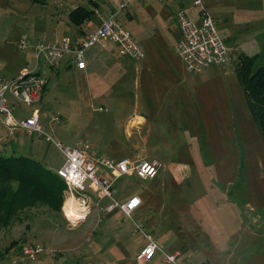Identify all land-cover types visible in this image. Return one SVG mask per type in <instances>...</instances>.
<instances>
[{
  "label": "rangeland",
  "instance_id": "obj_1",
  "mask_svg": "<svg viewBox=\"0 0 264 264\" xmlns=\"http://www.w3.org/2000/svg\"><path fill=\"white\" fill-rule=\"evenodd\" d=\"M40 1L0 0V77H16L21 68L35 74L43 69L47 76L46 90L38 103L25 106L6 95L11 112L24 119L37 109L42 132L54 141L70 147L86 143L90 146L91 155L113 160H132L138 155L148 157L151 146L170 147L173 143L185 158L188 157L187 164L179 171V177L185 180L176 186L183 195L180 200L175 193L171 205L166 207L161 202L163 196L157 191L153 193L155 201L161 202L153 206L154 214L170 213L171 216L160 220L161 217L148 213L149 220H156L153 223L157 231L151 237L165 247V252L169 248L180 249L181 259L186 264H264V141L249 114L234 71L239 53L256 56L254 68L264 65V0H204L206 11L213 17L217 32L229 49V61L209 67L200 74L185 73L184 78L198 87V97L194 101H184L178 118L146 119L142 128L143 134L149 133L145 144L142 141L136 143V138L125 133V119L112 118L109 109L102 105L98 111L100 105L78 95L75 76L64 69L68 56L56 69L44 67L41 61L34 66L31 43L53 38L55 34L52 35L51 29L55 24L59 26L58 33L62 34L67 13L76 6H88L87 0H60L59 8L53 5L52 0ZM95 1L104 11L110 7L112 13L118 10L121 2ZM145 1L154 5L155 12H150L156 16H150V12L141 8L140 4ZM155 3L152 0L130 2L125 10L117 13L116 20L140 44L150 63L170 62L169 53L179 63L173 54L178 36L174 20L178 0ZM162 5L166 7L164 10L160 8ZM183 7L191 17L188 0ZM58 16L61 19L56 23ZM22 36L30 45L25 50H18L16 44ZM161 41L167 46L166 54H158L156 49L163 48ZM100 45L104 44L99 43L95 47ZM105 47L115 50L112 44ZM116 56L113 58L119 67L116 68V77L112 78L122 80L121 89L126 91L124 97L127 100L121 107L126 111L122 115L126 116L135 98L141 97L142 93L144 102L160 97V93L147 96L153 90L148 91L141 85L148 75L139 67L140 61L127 58L120 61L121 56ZM112 78L110 75L106 77ZM84 108H89L92 114L87 115ZM51 117H56L54 124L49 121ZM1 119L0 154L17 156V152H11L14 148L3 146L2 140L12 136L7 133ZM33 134L28 138L18 137L17 146L24 139L30 148L20 155L55 171L62 164L61 154L42 135L35 134L41 136L36 139ZM156 160L161 165L168 164L167 160ZM161 171L165 189L176 185L166 170ZM146 183L135 176H123L113 184L114 197L120 201L137 193L140 185ZM66 200L64 187L60 213L38 206L21 213L18 220L8 227H1L0 264H135L134 256L143 241L132 224L137 222L134 214L131 220L118 216L112 230L110 223L99 221L104 217L97 216L93 210L83 222L70 221L73 223L70 225L63 215ZM192 224L196 229L190 231L188 228ZM179 226L182 228L178 229ZM140 229L144 233L142 227ZM31 246L41 249L35 259L21 252L24 247ZM144 264L162 263L155 257Z\"/></svg>",
  "mask_w": 264,
  "mask_h": 264
},
{
  "label": "built area",
  "instance_id": "obj_2",
  "mask_svg": "<svg viewBox=\"0 0 264 264\" xmlns=\"http://www.w3.org/2000/svg\"><path fill=\"white\" fill-rule=\"evenodd\" d=\"M53 5L60 7V0H52ZM141 0H121L115 13L102 15L99 11H93V19L98 25L91 29L90 21L83 22V34L70 41L66 37L48 42L37 40L33 45L34 66L38 61L43 62L48 68H56L60 61L68 56V64L74 69H85L84 53L99 42H107L115 46L117 54L131 61L138 62L143 58V51L139 43L133 39L116 20V15L127 8L130 2ZM156 3H173L175 0H152ZM190 4L189 14L181 5L174 15L180 38L174 46V53L182 63L186 72L192 75L200 74L203 70L218 66L229 61V49L220 38L213 17L206 11L204 0H188ZM29 46L26 38L22 36L16 47L25 50ZM47 76L44 71L37 75L23 70L16 77L5 79L0 77V117L7 133L13 138L17 132L26 135L33 133L42 135L61 154L62 164L55 171L57 177L65 185L67 199L74 200L82 209L80 215L73 223L83 222L91 210L101 214H109L118 210L123 216L131 220L133 211L140 205L138 197H130L119 203L114 198L113 184L123 176H135L141 180L153 179L159 169V164L153 161L141 159L122 158L109 159L102 155H91L90 146L82 143L78 147H70L54 141L41 130L37 111L19 119L7 106L5 96L25 106L38 103L41 92L46 86ZM56 118L51 117L53 123ZM103 200L107 203L102 204ZM78 212V213H79ZM67 222L72 225L68 216L64 213ZM135 231L142 235L146 242L135 254V264H144L158 257L162 264H186L180 258L179 251L165 252V249L145 235L141 227L132 222ZM22 254L30 258L41 252L39 247H24Z\"/></svg>",
  "mask_w": 264,
  "mask_h": 264
},
{
  "label": "crops",
  "instance_id": "obj_3",
  "mask_svg": "<svg viewBox=\"0 0 264 264\" xmlns=\"http://www.w3.org/2000/svg\"><path fill=\"white\" fill-rule=\"evenodd\" d=\"M143 1L144 0L140 1L139 3ZM150 2L145 1L144 3L140 4V6L146 12H150V11L155 12V9L153 8L154 5L152 3L150 4ZM185 3H186V0H178V4H177V7L175 8V11H177L178 8L181 5H184ZM155 4H162V3H155ZM60 5H61V2H60ZM160 8L164 10L166 7L162 5ZM95 10L99 11L102 15H108L112 13V10L110 7L106 8L105 11L101 7H98ZM149 14L150 16H156V14H154L153 12H150ZM60 19H61V16H58L57 21L55 20V22L58 23ZM48 20L49 22H52V19H48ZM89 21L91 22L90 23L91 29L95 28L98 25V21L96 19L92 18ZM58 28L59 26L55 24V27L51 29V32L53 33L52 35L55 34V36H57L58 38L66 37L70 41H72L73 39L83 34V30H84L83 23L81 24L80 28L76 29V28H73L68 23V21L64 22L63 24L62 34L58 33ZM155 33L157 34L156 31ZM177 35L178 36L175 41L176 43L174 42L175 44L173 45V54L175 57L176 55L174 53V46L179 41V38H180L179 31L177 32ZM51 38L52 36L50 38H46L45 40L44 39L42 40H44L45 42H48ZM99 43H103L104 45L95 47L96 45L95 44L94 47L92 46V48H89L85 51L84 53L85 69L84 70L78 71L74 69L73 66L68 64L67 60L65 61L64 69L69 70V72H71L75 76L76 83H77L75 86L79 90L78 95L80 97H84L85 100L88 102H92L97 105H100L97 108L98 111H100V107L102 105L109 109V114H112L111 116L112 118L118 119L119 117H122V120L123 119L126 120V125H125L126 132L125 133L136 138V143L138 141V143L140 144V141H142V143L145 144L147 141V137L149 133L147 132L146 134H143L142 132V128L146 124V119L173 120L175 118H178V116L182 114L181 105L184 103V101L186 100L194 101V99L198 97L197 95L198 87L195 86L189 79L184 78V74L185 73L189 74V73L185 71L182 63L179 61V59H177V57H176V60H178L179 63H176L172 59L170 53L168 54V57L171 58L170 62L150 63L149 59L147 58L148 55L146 54L145 56L143 52V58L139 62V67L141 68V70L147 73L148 79L142 81L141 85L144 89L148 91L153 90L152 94H147V92H145L147 96H154L156 93H160V97L154 98V99H147L144 102L142 99V95L144 93H142L141 97H137L133 101L130 112H128L126 116H123L122 112L124 113L126 111H123L121 105L126 103L127 98L124 97V95H126V91L121 89L122 80L120 78H112V77H116V74H117L116 68L119 67L115 64L116 61L113 58V56L117 55L116 57L118 58L119 55L117 54L116 49L113 51L111 49L108 50L105 47V45L110 44V43H107V42H99ZM161 45L163 46V48H156L158 50V54L159 53L166 54L167 46L162 41H161ZM142 51H143V48H142ZM147 51L148 50L146 48V53H148ZM120 58H122V59H119L120 61L125 59V57H120ZM43 65L44 67H47L44 63ZM212 67H215V66H212ZM56 68H51V69H56ZM23 70L25 69L21 68L18 73L22 72ZM41 71H43V69ZM107 75H110L112 79H106ZM134 86L137 87V82H135ZM45 90L46 88L43 90V92ZM138 98L141 100H138ZM84 110H85V113H87V115L92 114L89 108H84ZM120 112H121V115H120ZM29 115H26L24 117H28ZM129 116L131 117L128 119ZM38 119H39V115H38ZM174 127L177 131V134L180 135L181 132L178 130V127L176 124L174 125ZM19 136L21 135H18V137ZM35 137L36 139L41 138V136H36V135ZM176 137L180 138L179 136H176ZM17 141L18 139H16V141H13L12 145L10 146V148L15 149V150H12L11 152H17V154L20 155L21 153H23V151H27V149H30L29 147H27V144L25 143L24 139L19 144V146H17L18 145ZM173 145L174 144L172 143L171 146L173 149L171 148V146L170 147L169 146L162 147L158 145L151 146L149 150L150 154H148V157L146 155L136 156L134 159L153 161L159 164L160 167L158 169V172L153 179L142 180V182H147V183L141 184L140 188L137 190V193L129 194L126 197L121 198L120 201L116 200L119 203H122L128 200L130 197L135 196L139 198L140 205L132 213L134 214V216L137 217V222L136 223L134 222V223L140 224L144 231V234L147 235L150 239H152L155 243L157 242L154 240L153 237H151V234H154L157 231L154 229V223H153L155 218L154 220L153 219L149 220V216H147L148 213H153L154 217H161L160 220L163 219V217L171 216L170 213H159L158 215H155L154 211L152 210L153 206L156 207L161 202H164L165 206L169 207L171 205L172 199L175 198V193L177 194V198H179L180 200L182 199V195H183V193L181 194V192L176 186L177 184L181 183V181L185 180L182 176L179 177V171L180 169L183 168V166L187 164L186 162L188 160V157L185 158L186 156L184 157L182 153ZM143 147L144 146H142V149ZM160 151H162V153ZM143 152H144V149H143ZM158 152L160 154H158ZM157 158L167 160L168 164H163L164 166L161 165V163L158 162V160H156ZM163 169L166 170L170 174L171 178L174 180V183L176 184V185L174 184L171 185L170 189H165L164 181L163 179H161V172H162L161 170ZM55 171H52V172H55ZM126 177H131V176H126ZM139 180L141 181V179ZM155 191H157L159 195L163 196V200L159 203H157L155 201V197H153V193ZM115 194H116V191L114 189V195ZM105 203H107V200H105ZM105 203H102V204H105ZM92 212H94L97 216L98 214H100L101 217H104V218H101L99 221L101 222L105 221V222L110 223L108 225H110V227L112 226L111 230L114 229L116 226V224H114L115 219L118 216L122 215L118 210H114L109 214H101L100 212H97L95 210H93ZM156 213L158 212L156 211ZM167 219L168 217L165 218V220ZM181 228L182 226L178 227V229H181ZM188 229L192 231V230H195L196 228H194L192 224L190 225ZM142 241L143 242L139 246L138 250L146 242L145 239H142ZM162 247L165 249L164 246ZM169 249L170 250H167L168 252L179 251L178 248L176 249L169 248Z\"/></svg>",
  "mask_w": 264,
  "mask_h": 264
},
{
  "label": "trees",
  "instance_id": "obj_4",
  "mask_svg": "<svg viewBox=\"0 0 264 264\" xmlns=\"http://www.w3.org/2000/svg\"><path fill=\"white\" fill-rule=\"evenodd\" d=\"M86 2L87 7L76 6L67 13V21L73 28L78 29L84 21L91 20L93 11L99 7L95 0ZM54 39L60 38L55 36L49 41ZM35 42L31 43V47ZM255 58L256 56L249 57L239 53L236 56L234 71L245 96L249 114L264 141V65L254 68ZM19 135L24 138L32 136H26L23 132ZM16 137L18 135L13 138L5 137V140H2L3 146H11ZM64 187L55 172L44 168L39 162L21 155L0 154V228L8 227L18 220L21 213L38 206L60 213Z\"/></svg>",
  "mask_w": 264,
  "mask_h": 264
},
{
  "label": "bare ground",
  "instance_id": "obj_5",
  "mask_svg": "<svg viewBox=\"0 0 264 264\" xmlns=\"http://www.w3.org/2000/svg\"><path fill=\"white\" fill-rule=\"evenodd\" d=\"M64 213L68 216V219L70 221H73L77 219L80 215V210L82 209L77 205V203L74 200H71L68 198L64 203ZM79 212V213H78Z\"/></svg>",
  "mask_w": 264,
  "mask_h": 264
}]
</instances>
